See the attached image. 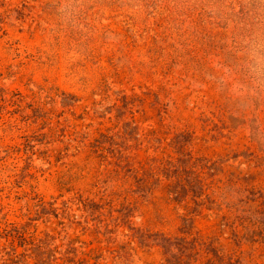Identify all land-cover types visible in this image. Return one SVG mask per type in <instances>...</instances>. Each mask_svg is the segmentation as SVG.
Masks as SVG:
<instances>
[{
	"label": "rangeland",
	"instance_id": "obj_1",
	"mask_svg": "<svg viewBox=\"0 0 264 264\" xmlns=\"http://www.w3.org/2000/svg\"><path fill=\"white\" fill-rule=\"evenodd\" d=\"M214 254L264 264V0H0V264Z\"/></svg>",
	"mask_w": 264,
	"mask_h": 264
},
{
	"label": "trees",
	"instance_id": "obj_2",
	"mask_svg": "<svg viewBox=\"0 0 264 264\" xmlns=\"http://www.w3.org/2000/svg\"><path fill=\"white\" fill-rule=\"evenodd\" d=\"M135 175H137V174L135 173ZM133 186L135 188L133 190H131L132 192H136L140 195H141V193L144 192V187L142 186V181L138 176H136L134 178ZM194 242H195V240H193V243ZM161 246H162V248H165V251L167 252V251H169V247L171 246V244L164 241L161 243ZM183 248L187 249L186 246H183ZM190 248H195V244H192V246ZM196 255H197V252H194L193 256H196ZM187 256L189 257L191 255H187ZM170 258L171 259H175V258L178 259L179 256L175 257L173 255H170ZM194 260H196V257L194 258ZM207 264H240V262H239V260H232L231 258L224 259L223 257H221L217 254H214L212 258L207 259Z\"/></svg>",
	"mask_w": 264,
	"mask_h": 264
}]
</instances>
